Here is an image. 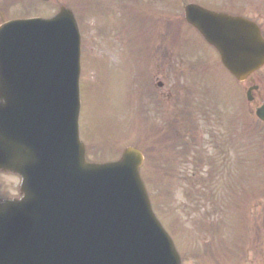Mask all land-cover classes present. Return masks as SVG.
<instances>
[{
    "label": "water",
    "instance_id": "obj_1",
    "mask_svg": "<svg viewBox=\"0 0 264 264\" xmlns=\"http://www.w3.org/2000/svg\"><path fill=\"white\" fill-rule=\"evenodd\" d=\"M194 11L189 12V16ZM219 50L227 68L246 79L264 64V41L251 23L208 16L192 19ZM11 23L0 29V167L19 172L26 197L7 211L36 227L0 239V264H46L60 243L71 247L62 264H180L170 237L154 216L129 148L115 164H89L79 137L80 39L63 12L51 22ZM231 26V35L224 34ZM264 119V107L258 110ZM36 169L43 197L29 191ZM109 261V262H107Z\"/></svg>",
    "mask_w": 264,
    "mask_h": 264
},
{
    "label": "rangeland",
    "instance_id": "obj_2",
    "mask_svg": "<svg viewBox=\"0 0 264 264\" xmlns=\"http://www.w3.org/2000/svg\"><path fill=\"white\" fill-rule=\"evenodd\" d=\"M12 1L0 0V18H3L0 19V24L11 19L36 17V14L43 16L47 13L48 16L54 13V7L58 9L62 4H74V0H54L49 4H40L35 0ZM121 1L125 0H112L111 4L114 6L117 2L115 6H118ZM263 3L264 0H251L252 10L257 6L261 7ZM81 8L84 9L85 5H81ZM262 9L261 13L264 12ZM113 12L114 9L109 12L110 15ZM173 13L174 9H171V14ZM91 14L96 15L94 12ZM107 14L83 18L81 13L83 19L81 85L84 102L81 112V133L86 142L89 159L93 162L113 161L118 159L128 146H137L145 152L148 156L145 165L147 164L146 168L149 167L147 169L149 171L146 173L144 169L143 178L146 181L148 179L156 181L159 180L156 173L159 176L161 174V190L164 187L163 190L166 192L167 188H170L168 196L161 197L162 191L158 193V188L154 187L151 196L156 213L171 232L181 251L183 264H264V141L259 143L263 133L261 129L254 133L257 124L259 125L254 114L252 128L248 114L243 115L244 107L249 105L245 86L235 84L222 68L221 72L217 65V54L211 48H206L194 31L183 26L180 40L184 47L177 54L174 51L175 55L172 54V58L166 59L172 68V74L164 89L171 92L166 111V132L169 135L179 132L183 137L178 139L179 145L170 146V151L175 157L168 153L167 160L170 163L166 167L177 166L178 175L169 178L168 171L164 170L166 168L163 165L158 167L152 162L154 160L152 147L154 145L158 147L157 142L162 143L163 140L162 136L157 137V133L150 125L161 124L162 118L141 114L145 111L142 105L146 106L148 103L147 95L143 91L148 80L141 72L148 58L146 55L140 58L135 56L140 35L139 37L133 35L132 43L137 40L138 47L131 46L129 39L131 35L127 37L126 34H121L123 32L121 28L118 29L119 25L113 18L109 19ZM121 16L126 17L125 10L121 12ZM136 16V12L131 13L130 18L133 22ZM105 27L108 30L100 32L99 29ZM149 27L150 25L145 26L140 21L139 27L135 28L146 30ZM142 30L139 31L141 34ZM144 34L146 33L143 32L141 36L145 42V48L143 41L141 46L143 53L148 51L150 42L153 43L154 40L153 33L150 32L146 36ZM161 37L163 44L162 35H157L156 39L159 41ZM127 39L131 44L126 42ZM154 47L153 45L152 48ZM181 54L183 56L180 57ZM158 56L155 58H159ZM180 58L189 61L180 62ZM195 59L206 62L203 63L205 73L201 69V72H198L195 64L190 67ZM251 80L253 83L261 84L254 104L256 106L264 101V69ZM144 96L145 98L141 99ZM188 99L196 105L199 102L201 105L206 104L211 99L213 106H219L220 110L226 113L227 108L224 104L232 103L229 112L236 117L237 125L234 127L235 132L229 145L231 161L224 172L227 186L232 187L235 195L233 194L232 199L227 198L228 206L223 204L224 199L221 197L216 207L220 211L218 213L212 211L210 201L207 202L203 198L198 202L201 205L199 209L194 194L202 192V183L198 182L199 179L189 177L201 170L205 173L204 169L207 168L200 166L201 170L197 171L190 160L176 162V147L181 149L182 156L186 153L184 148L186 144L190 147L194 143L191 133L196 131L202 117L198 110H192L193 125L191 123L188 127H182L184 124L181 110L190 105H186ZM204 142L203 146L201 144L204 153L214 154L211 141L205 138ZM246 142H250V145ZM152 171L155 174L152 175ZM218 188L221 193L227 195L225 189ZM206 210L209 212H203ZM247 216L249 220L246 219Z\"/></svg>",
    "mask_w": 264,
    "mask_h": 264
},
{
    "label": "flooded vegetation",
    "instance_id": "obj_3",
    "mask_svg": "<svg viewBox=\"0 0 264 264\" xmlns=\"http://www.w3.org/2000/svg\"><path fill=\"white\" fill-rule=\"evenodd\" d=\"M196 1L197 0H180V3H181L180 8L182 10V17H185L184 8L187 4L197 3V4L204 6L205 8H208V9H211L217 12H222V13H226L229 15H236V16H241L244 18L251 19L259 25L261 32L264 36V13H261L260 11H258L260 10L259 6L254 8L255 10H252L251 0H201L200 3ZM175 3L176 1H173L170 4V7L171 5L172 7H174ZM176 6L178 7V3H176ZM164 24H165V27L167 28V26L169 24H173V22L170 20L168 22L166 21ZM164 67L167 68V71L165 72L164 77H167L168 66L164 64Z\"/></svg>",
    "mask_w": 264,
    "mask_h": 264
},
{
    "label": "clouds",
    "instance_id": "obj_4",
    "mask_svg": "<svg viewBox=\"0 0 264 264\" xmlns=\"http://www.w3.org/2000/svg\"><path fill=\"white\" fill-rule=\"evenodd\" d=\"M0 104H6L5 100H0Z\"/></svg>",
    "mask_w": 264,
    "mask_h": 264
},
{
    "label": "trees",
    "instance_id": "obj_5",
    "mask_svg": "<svg viewBox=\"0 0 264 264\" xmlns=\"http://www.w3.org/2000/svg\"><path fill=\"white\" fill-rule=\"evenodd\" d=\"M151 187H152V184H151Z\"/></svg>",
    "mask_w": 264,
    "mask_h": 264
}]
</instances>
